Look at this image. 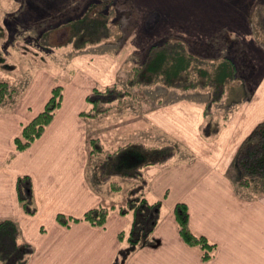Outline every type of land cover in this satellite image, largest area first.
Returning <instances> with one entry per match:
<instances>
[{
	"label": "crops",
	"instance_id": "crops-1",
	"mask_svg": "<svg viewBox=\"0 0 264 264\" xmlns=\"http://www.w3.org/2000/svg\"><path fill=\"white\" fill-rule=\"evenodd\" d=\"M129 2L144 18L139 22L140 32L136 29L129 38L131 48L123 56L136 52L140 44L162 41L170 34L191 47L207 43L214 47V42L222 39L244 46L245 54L259 61L263 57L264 62V49L252 38L247 21L225 0ZM17 12H10V16L14 25L21 27L24 21ZM148 15L156 17L151 18L154 23L148 22ZM168 16L175 25L167 23ZM3 22L0 38L8 21ZM53 30L57 36L63 31ZM218 47L212 58L227 57L221 52L226 48ZM69 65L68 74L63 76L36 70L12 101L0 104V220L13 219L19 239L33 246L25 264H111L123 242L118 234L130 225V215L120 214L116 208L110 210L102 225L81 219L64 225L56 219L59 213L80 217L98 204L115 207L112 193L124 190L111 191L107 181L97 179L94 168L89 170L88 124L79 116L89 89L95 83L107 84L117 61L110 55L97 60L87 56L72 58ZM261 77L264 79V74ZM58 83L63 86V97L51 122L29 147L15 150L14 137L41 110L51 87ZM254 86V98L220 125L214 136L201 134L205 118L200 104L177 100L150 110L147 117L155 124V132L167 138L161 142L180 143L189 155L176 153L164 164L143 169L144 173L152 171L146 196L150 201H160V216L150 240L125 264H264V190L254 185L241 187L234 162L246 137L264 121L253 111L255 104L262 105L264 80ZM242 92L248 93L244 87ZM247 95L231 104L248 101ZM148 118H142L143 122H150ZM150 130L145 126L144 134L150 136ZM11 152L15 154L8 159ZM23 174L31 180L35 206L31 214L23 210L17 197L16 179ZM177 201L187 204L191 229L215 243L210 259L203 261L198 247L181 240L173 213Z\"/></svg>",
	"mask_w": 264,
	"mask_h": 264
},
{
	"label": "rangeland",
	"instance_id": "rangeland-1",
	"mask_svg": "<svg viewBox=\"0 0 264 264\" xmlns=\"http://www.w3.org/2000/svg\"><path fill=\"white\" fill-rule=\"evenodd\" d=\"M99 1L101 0H0V22L4 20L3 23L6 24L5 20L8 21L5 27L6 29L3 32L4 37L0 38V62L4 65H0V80L8 81L14 89L13 97L6 101H12L14 99L18 90H21L23 82L30 76L33 77L36 70H50L53 73H58L63 76V74H68L71 67L69 64L72 58H86L88 56L89 58H96L97 60L98 58H105L107 55H110L112 59H116L117 65L111 80L105 85L103 83H95L89 91L93 87L103 89L108 85L116 84L121 90L127 92L126 96L119 101L117 105L110 106V108L94 117L81 114L83 110L88 109L89 104L87 102L85 108L79 111V116L86 120L88 124V140L96 138L103 146L102 153H89V170L96 168V165L103 159L105 152L113 151L124 144L132 142L143 144L145 148L171 144L174 146L175 154L178 153V155H187L189 152L183 149L184 147H182L180 143L161 142V140H166L167 138L155 132V124H153V121L147 116L152 108L154 110L157 106L159 107L162 104L177 100L197 103L204 108L209 98L210 89L197 87L183 90L180 88L167 87L162 83L144 86H127L126 80L131 74L132 67L145 58V55L153 44L162 41L173 42L174 40L182 42L185 46V54H194L205 62L198 65L196 61L189 60L190 65L185 66V71L180 73V77L183 76L182 78H184L188 76L202 80L212 76L220 80L225 77L224 67L215 64L223 58L218 59L212 57H215L218 46L219 49L226 48V50L221 51L223 52L222 55L229 57L227 59L234 63L235 73L234 78L231 81H227L224 95L220 101L213 105L210 114L212 122H218L219 125H223L233 114L241 112L247 105L246 102L250 103L254 98V94H252L253 88L255 87L254 85L264 80L261 77V75L264 74L263 57H261L262 60L260 61L257 58H252L254 57L253 54V56H249L247 53L245 54L246 51L244 50V46H236L222 39L224 43L217 39L214 42V47L209 43L199 46L193 45V47H191L183 40L169 34L162 41H156L148 45L140 44L136 52L123 56L125 51L131 48L128 45V43H130L129 38L133 36L136 29L137 33L140 32V30H138L142 27L140 25V20L144 18L133 9L131 6L132 4L129 2L130 0H102L107 3L104 7H102L100 3H96V7L90 14H94L96 13L95 11L102 8L108 22L104 30L105 35L98 43L86 44L81 49H75L70 44L56 47L41 46L42 43L39 38L44 30L51 27L56 30L60 29L56 27L61 26L68 18L81 14L91 2ZM225 1L230 3L232 8L236 9L234 11L241 14L242 18L244 17V20L248 23L249 30L251 29L252 38L264 49V37L262 33L258 31L259 29L255 27V13L258 6H261L264 0ZM14 10H18L17 16L23 18L24 22L21 24V27L19 25H14V21L10 16L12 15L10 12ZM147 17L149 18V23H154L152 19H156V17H151V15ZM168 17L166 20L167 23L175 25L176 22H174V20L171 21V17H169V19ZM60 30L63 31H59L61 33H59L58 36L56 34L53 35L54 32H51L49 37L46 38V41L50 42L51 45H56V43L59 42V37H61V39L63 37L66 38L68 29L64 28ZM117 51H120V54L117 55ZM200 69L205 70L204 76L197 72ZM97 78L99 79V75H97ZM243 87L248 93L244 92L243 94ZM244 95H247V98L249 97L248 101L244 100L239 102V104H231L233 100H240ZM259 95H257V97ZM260 100H263L261 101L262 105L255 104L253 109L254 116L264 118L263 96H260ZM142 118H148L150 122L145 123ZM261 123H264V121ZM145 126L151 129L150 136L146 135L147 133L144 134ZM143 135L146 138H144ZM147 138L150 141H148ZM232 164V166H234V163ZM114 167H116V164L112 163V168ZM149 172L147 171L145 173L148 181L150 180V174H152V171ZM115 180H119L122 188H124V190L120 192L112 193V203L119 205L123 203L127 189L133 184L134 180L124 177H115ZM253 185L256 186L255 184Z\"/></svg>",
	"mask_w": 264,
	"mask_h": 264
},
{
	"label": "trees",
	"instance_id": "trees-1",
	"mask_svg": "<svg viewBox=\"0 0 264 264\" xmlns=\"http://www.w3.org/2000/svg\"><path fill=\"white\" fill-rule=\"evenodd\" d=\"M96 3H100L102 7L107 5L102 0L91 2L81 14L68 18L61 26H57L56 28H67L68 32L67 37L64 40H59L56 45H51L46 41L53 30V27L47 28L39 38L41 46L56 47L70 44L75 49H81L86 44H96L101 41L108 22L102 8L95 11L94 14H90L96 7ZM255 17V27L264 37V2L258 6ZM184 51V44L177 40L153 44L145 58L132 67L126 84L131 87L162 83L167 87L183 90L197 87L209 88V98L203 108L205 122L201 126V134L205 137L214 136L219 131L220 125L218 122H212L210 114L213 105L220 101L224 95L227 81L234 78V63L227 59L229 57L215 63L224 67L225 77L221 80L215 79L214 76L203 80L188 76L182 78L180 73L185 71L186 65H190L189 60L196 61L198 65L205 62L194 54H185ZM197 72L204 76L205 70L200 69ZM126 93L116 84L108 85L103 89L93 87L85 97L89 107L81 114L94 117L110 106L117 105L126 96ZM13 95L14 89L11 84L6 80H0V104L11 99ZM62 97V86L54 85L41 110L24 124L21 132L14 137L15 150L26 149L43 133L59 108ZM88 146L90 154L103 152L102 143L96 138L89 139ZM14 154L11 152L8 159ZM174 154L175 149L171 144L145 148L143 144L135 142L105 152L103 159L95 168L98 180L107 181L111 191H119L122 188L121 182L115 180V177L134 180L127 189L123 203L115 207L98 204L87 209L80 217L59 213L56 215L57 221L68 225L71 221L81 219L93 225H102L111 209L116 208L120 214H129L130 225L127 230L119 232L118 236L123 242L111 262V264H125L128 257L139 246L150 240L151 233L160 216V201H150L146 196L148 180L143 169L149 165L164 164ZM234 162L239 172L238 184L241 187H250L255 184L257 188L264 190V123L255 126L244 140L236 153ZM112 163H115L116 167L112 168ZM15 184L17 197L23 210L29 214L34 213L35 206L32 203L30 177L27 174L19 175ZM173 213L181 240L188 246L198 247L203 261L210 259L214 253L215 243L191 229L187 204L184 201H177L174 204ZM32 251L31 243L19 239V229L13 219L0 220V264H25Z\"/></svg>",
	"mask_w": 264,
	"mask_h": 264
},
{
	"label": "flooded vegetation",
	"instance_id": "flooded-vegetation-1",
	"mask_svg": "<svg viewBox=\"0 0 264 264\" xmlns=\"http://www.w3.org/2000/svg\"><path fill=\"white\" fill-rule=\"evenodd\" d=\"M60 29H64V28H60ZM60 29H57V30H60ZM64 39H65L64 37L62 39L61 37L58 38V40H64Z\"/></svg>",
	"mask_w": 264,
	"mask_h": 264
}]
</instances>
